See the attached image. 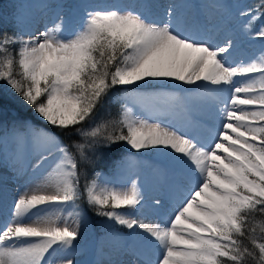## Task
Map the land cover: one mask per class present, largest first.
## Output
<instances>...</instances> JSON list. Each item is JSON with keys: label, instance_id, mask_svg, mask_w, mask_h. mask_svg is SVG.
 I'll use <instances>...</instances> for the list:
<instances>
[{"label": "snow or ice", "instance_id": "snow-or-ice-1", "mask_svg": "<svg viewBox=\"0 0 264 264\" xmlns=\"http://www.w3.org/2000/svg\"><path fill=\"white\" fill-rule=\"evenodd\" d=\"M240 14L249 24L264 18V0ZM166 15L155 22L103 5L71 34L59 18L37 33H0V81L48 125L80 137L65 144L35 131L59 155L43 183L14 200L0 226V264H51V255L74 249L81 199L96 215L145 234L157 253L151 264H264V53L233 62L230 39L215 44L174 25L171 10ZM255 35L264 39V26ZM169 81L218 94L213 135L190 137L127 106L117 119L87 126L113 89ZM119 142L160 150L187 173V191L167 219L141 218L138 182L116 187L82 173L98 146ZM49 187L51 194L43 191ZM68 204L73 211L65 215L59 206Z\"/></svg>", "mask_w": 264, "mask_h": 264}, {"label": "bare ground", "instance_id": "bare-ground-1", "mask_svg": "<svg viewBox=\"0 0 264 264\" xmlns=\"http://www.w3.org/2000/svg\"><path fill=\"white\" fill-rule=\"evenodd\" d=\"M128 1V6L132 11L137 12L150 21L155 22H167L169 17L166 13L171 10L173 15L171 17L172 23L178 25L181 30H185L187 33H190L199 38L208 39V36L205 35L210 23L216 21L215 15L217 13L216 9L218 5L213 3L212 8L208 7L209 3L202 4V11H196L190 6L187 9H184L183 3H173L171 0H141V4L135 2L131 4V0ZM173 3V5L171 4ZM65 6H46L39 5L35 8V18L29 19L30 23L26 24V33L33 34L39 31L44 30L46 27H50L53 23L57 22L56 16L58 11L63 10ZM190 13V14H189ZM188 17V19H187ZM67 28L69 16L62 17ZM179 18H182L179 20ZM204 19V21H201ZM205 19H210L208 22H205ZM79 21V17L76 22ZM233 31V30H232ZM230 31V33L232 32ZM197 33V34H196ZM204 35L201 36V35ZM226 37H223V41L215 44H223ZM210 40V39H208ZM230 60L235 61L234 55L230 51ZM166 89L173 91L178 94L177 100L179 101L178 109L167 110L162 112L155 103L154 95L145 96L143 94L137 97L138 104H140L139 113L135 112L134 115L141 118H150L153 121H162L165 124L171 125L176 129H179L182 133H186L190 137H199L203 139L205 134L213 135L215 129L218 127L217 119V110L220 107L219 96L217 93L208 92L205 93L201 90L195 88V86L182 85L175 82H165L163 83ZM161 87L157 85L145 86L144 85L138 90L144 91L154 87ZM145 88V89H144ZM142 101V102H141ZM162 116L168 117L164 118ZM13 143L10 144V147ZM20 144L15 145V148H8L6 150L5 159L1 162L2 168L0 169V226L3 225L11 215V207L14 199L9 201L8 193L4 187L3 182V167L10 166L11 170L20 169L22 180L26 182L25 179H33L35 173L39 170H43L45 167L43 157L37 150L35 145L32 148L26 147L21 151L19 155H22V159L14 158L17 151L20 150ZM51 149V147L49 148ZM48 148L44 151L46 153ZM51 151V150H50ZM155 153L152 156L146 154L148 160L153 162L156 166L152 169H146V171L138 172L135 169H130L128 166L124 168L123 173H121L118 178L117 184L120 187H124L126 180H130V183L136 177V181H139L144 197L145 204L144 207L140 210L141 218H161L167 219L169 214L175 208L176 204L182 199L183 195L186 193L187 188L190 184L189 177L183 167L174 160L171 156L164 154L160 150L154 151ZM28 159H31L30 165H28V170L25 169V164ZM132 163V162H131ZM130 163V164H131ZM55 164L52 166L54 168ZM162 166V171L160 167ZM51 168V169H52ZM160 171V172H159ZM5 173V172H4ZM6 174V173H5ZM17 193V192H16ZM15 193V194H16ZM47 194H51L50 192ZM160 200V206H154L155 200ZM7 201H9L7 203ZM127 248L126 254H119L118 256V247L112 249V257L116 259L110 264H151L152 261L156 258V249L145 239V234L138 233L137 230L132 229L128 235V238L124 239V244ZM155 252L154 259L150 257V249ZM121 255V256H120ZM81 257V256H80ZM111 257V255L109 256ZM48 257V259H50ZM74 264H83V258L72 259Z\"/></svg>", "mask_w": 264, "mask_h": 264}, {"label": "rangeland", "instance_id": "rangeland-1", "mask_svg": "<svg viewBox=\"0 0 264 264\" xmlns=\"http://www.w3.org/2000/svg\"><path fill=\"white\" fill-rule=\"evenodd\" d=\"M130 1V0H129ZM170 1V0H169ZM131 3L134 1L131 0ZM141 4V0H139ZM173 3H183L184 9L187 8V6H190L196 11H202V4L209 3L208 7L212 8V4L215 3L218 5V8L216 9L217 13L214 18H216V21L209 24L211 27L207 30L205 33L206 36L210 38V40L213 43H220L223 41V37L225 36L227 39H230L233 43V48L230 50L232 52V55H234L235 61H247L254 57H259L262 53H264V39L258 38L255 33L259 30V28H252V23H248V17L242 16L240 13L243 10L241 9L242 1L239 0H171ZM173 3H171L173 5ZM201 5H200V4ZM127 0H82V2L74 3L72 1L67 0H23L22 5L20 6L17 14H14L13 16V22L15 26H17L20 30H18L19 34L27 35L26 28L24 24V19H33L34 14H36V11H33L34 7H37L39 5H45L46 6H55L58 9V6H65L63 10L60 12L58 11V14L56 16V19L60 17V15L63 16H69L71 25L67 29V33L71 34L73 31L78 29L80 25L82 24L85 14L87 11L92 10L94 7L103 6V5H117L122 6L120 7L124 11H132L133 9H130L128 5ZM36 12V13H35ZM79 17V21L76 22L77 18ZM210 19H205V22H208ZM51 26V25H50ZM233 30V31H232ZM230 31H232L230 33ZM201 35V34H200ZM204 37V35H201ZM225 38V39H226ZM226 39V40H227ZM165 82H151L149 84H145V86H152L157 85L161 87L162 94L158 93H152L154 95L155 103L159 107V109L162 112H165L167 110H174L178 109L179 107V101L176 97H178V94L170 91L169 89H166L164 87ZM154 87V86H153ZM150 88L145 91V93L151 92L152 89ZM145 89V88H144ZM144 91L134 89L129 90L128 89H122V101L123 102V109L125 106L132 108L133 113L135 112L139 113L140 104H138L137 97L139 95L143 94L146 96ZM151 94V95H152ZM158 94V95H157ZM114 97V96H112ZM116 97H114L112 100H115ZM142 102V101H141ZM221 106V105H220ZM22 107L25 110L28 108H31L30 105H28L18 94H16L11 87L8 85L6 88H4L2 91H0V117H6L9 116V118L16 119L20 117L19 111L17 108ZM32 114L35 115L37 120L41 123L39 126L38 124L32 122L31 120L27 121V127L25 130H22L20 132V129H13L12 132H10L9 136H5L0 138V163L3 162L5 159L6 150L8 148H15V145H19L18 148L23 147L24 144L27 141H30L31 138L34 136V133L36 130H43L50 134H55L58 138L59 136L54 133L52 130H50L48 127H46L48 124L43 121L35 112L32 111ZM140 114V113H139ZM164 118H168L165 116H162ZM219 123V121H218ZM46 125V126H44ZM60 139V138H59ZM34 145L36 146L37 150L41 153V156L43 157L44 161V169L39 170L35 173L33 176V179H25L26 182H23L21 173L23 172L18 170H11L10 166H8V163L6 166L3 167V182L4 187L7 190L9 201L15 200L17 196L24 190L26 186L29 185H35L37 183H43L44 179L49 174L52 166L56 163V158L59 155L54 149H51L50 151V145L45 144L41 141H38L33 137ZM61 140V139H60ZM62 141V140H61ZM63 142V141H62ZM12 146L10 147V144ZM48 148V151L44 153V151ZM127 152L130 153V156L126 159L125 162L120 163L117 167V170L115 171V176L110 178L105 174H100V177L103 181L107 182L110 186H116L120 187L117 184L118 178L120 177L121 173H123L124 168L127 166L130 169H135L138 172H145L146 169H152V167L156 166L153 162L147 160L148 157H144V154L147 153L149 156H152L155 152V149H149V150H142V151H135L132 150L129 146H125ZM21 150V148H20ZM19 150V151H20ZM23 150V149H22ZM16 156V154H15ZM14 156V157H15ZM47 157V159H45ZM132 162V163H131ZM31 159H28L25 164V169L28 170V165H30ZM131 163V164H130ZM160 167V171H162V166ZM2 168L0 164V169ZM159 171V172H160ZM6 174H5V173ZM133 181H136V177ZM139 184V183H138ZM130 186V180H126L124 183V187ZM142 187L143 185H140ZM45 193H52L53 189L51 187L43 189ZM17 192V193H16ZM16 193V194H15ZM7 201V203L9 202ZM13 205V203H12ZM63 209L65 215L68 212L73 211V206L71 204L68 205H62L59 206ZM80 211V210H79ZM81 212V222H80V237L75 242L74 249H70L66 252H57L53 255H51V258L49 259L51 261V264H64V261L66 259H79L83 258L84 263L83 264H110L112 263L116 257H112V249L116 246L119 248L118 256L119 254H126L127 248L123 246L124 239L128 238L127 236H121L115 231H110L109 234L102 238L99 242L96 241V236L93 231V227L90 221V218L87 213ZM105 224L109 227H115L116 225L119 226V224L115 223L112 220L106 219ZM113 229V228H112ZM132 229H130L129 233ZM149 255L151 258L154 259V255L156 254L150 249ZM96 251H100L99 255H95L94 253ZM111 255V257H109ZM120 255V256H121ZM81 256V257H80Z\"/></svg>", "mask_w": 264, "mask_h": 264}, {"label": "trees", "instance_id": "trees-1", "mask_svg": "<svg viewBox=\"0 0 264 264\" xmlns=\"http://www.w3.org/2000/svg\"><path fill=\"white\" fill-rule=\"evenodd\" d=\"M22 1L23 0H0V33L18 32L19 29L13 22V16L16 14V12H18L20 6L22 5ZM67 1L78 3L82 0ZM239 1H242L240 10L243 11L253 9L260 3V0ZM260 26H264V18L256 20L252 23V28L257 29ZM7 86V83L0 81V91H2ZM121 94L122 88H116L109 92L108 96L104 99L102 105L99 107L95 120L88 122L87 126L92 127L95 126V124H99L101 122L117 119L121 111L123 110L124 105ZM112 96L116 97V99L112 100L114 98ZM17 110L19 111V114L21 116L16 119L9 118V116L0 117V138L7 136L10 132H12L13 129L24 128L28 120H31L36 124L39 123L35 115L32 114V108H28L27 110H25V107L24 109L22 107H19L17 108ZM47 127L54 133H56L65 144H70L73 140H80V137L78 136H73L70 138L67 134L61 133L59 129H55L50 125H47ZM125 146L126 144L124 142L112 144L110 147L98 146L95 149V152L91 154V163L82 167V173L86 172L89 179L94 177L96 174L101 173H105L108 176H113L117 163L127 154ZM83 179L84 177L82 175V184ZM77 204L79 205L80 211H83L89 215L93 231L97 239L100 241L102 237L106 236L107 231L111 228L105 224L107 218L96 215L95 212L86 204L83 199L77 201ZM116 227L122 233H127L129 231V229L122 225ZM99 252L100 251H96L95 254H100Z\"/></svg>", "mask_w": 264, "mask_h": 264}]
</instances>
